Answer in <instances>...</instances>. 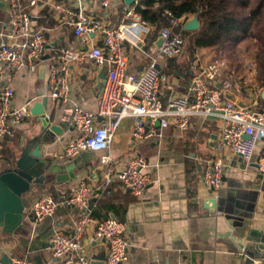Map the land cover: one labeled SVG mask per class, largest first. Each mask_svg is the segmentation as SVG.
Instances as JSON below:
<instances>
[{
    "label": "crops",
    "instance_id": "0c3cea01",
    "mask_svg": "<svg viewBox=\"0 0 264 264\" xmlns=\"http://www.w3.org/2000/svg\"><path fill=\"white\" fill-rule=\"evenodd\" d=\"M30 1L24 0L23 6L32 18L33 29L43 30L53 49L64 48L76 52L99 45L100 34L76 37L73 29L53 12V3H61L72 11L81 7L85 16L106 28L123 23L129 9L124 0H111L109 9L102 8L96 0H80L79 4L76 0H35L33 6L29 5ZM191 18L183 17L178 26L183 27ZM8 20L5 7L0 5V32ZM158 38V29H155L141 46L126 44L130 57L128 72H140L152 63L159 72L165 68L167 59L158 54ZM208 50H196L190 58L184 51L176 59V62L187 65L175 73L171 82L167 80L166 87L161 91L163 102L183 91L192 74L209 64H203L200 57ZM70 71L69 102L65 105L46 97V76L42 67L34 74L21 71L10 78L14 91L11 107H25L28 115L16 127L14 137L0 140V259L6 255L8 259L18 258L27 264H54L50 239L57 234L70 237L78 212L60 206L52 218L34 224L29 209L42 195L59 201L60 191L70 182L85 179L93 190V212L92 223L86 228L82 242L91 257L94 247L99 246L94 242L96 225L114 218L127 227L124 236L127 242L126 264H248V258L239 248L242 233L228 226L222 214H211L205 208V201L213 195L201 184L200 177L205 161L215 157L212 147L221 128L220 121L215 118H208L203 123L194 118L192 128L184 133L171 128L162 130L160 138L149 139L134 150L130 141L133 120L122 122L108 154L114 159L116 169H122L134 152L144 158L147 165L144 172L155 183L140 197L131 195L118 180L104 185L102 173L97 170L98 154L78 167L75 178L67 182L59 183L54 176H46L43 181L32 183L16 170L15 160L21 150L41 136L40 117L31 115L30 110L36 103L41 104L44 98L47 101L45 116L50 120V125L60 127L62 132L60 136L48 133L46 143L35 142L31 151L39 146L42 157L48 159L50 164L56 163L61 167L68 165L51 160L49 155L75 137L69 122L72 106L96 112L106 68L98 69L84 60L72 63ZM227 76L225 73L226 78L240 80L246 74L242 70L238 78ZM176 85L181 89H176ZM256 86L264 90L258 86L257 80ZM261 94L258 101L264 106ZM262 147L263 142H259L250 161L233 156L227 148L222 150L225 175L219 191L231 192L238 199L252 204V218L246 220V230L253 229L264 234V176L258 174L255 166ZM25 183L28 189L22 187ZM18 188L25 191H18Z\"/></svg>",
    "mask_w": 264,
    "mask_h": 264
},
{
    "label": "built area",
    "instance_id": "2783aa9c",
    "mask_svg": "<svg viewBox=\"0 0 264 264\" xmlns=\"http://www.w3.org/2000/svg\"><path fill=\"white\" fill-rule=\"evenodd\" d=\"M23 1L0 0L9 16L0 32V140L14 137L16 127L28 115L25 107H11L14 91L10 78L13 74L21 71L34 74L39 67L44 68L46 97L65 105L69 102L70 65L86 60L98 69L106 68L97 98V110L93 113L77 105L71 107L69 122L75 137L51 153V160L69 164L83 153L98 154L97 170L102 173L104 185L118 180L131 195L140 197L155 183L144 172L147 167L144 158L134 152L122 169H116L114 159L108 154L122 122L133 120L130 141L134 150L149 139L160 138L162 130L171 128L184 133L192 128L194 118L200 123L215 118L221 124L220 135L212 147L215 157L206 160L202 168L201 184L212 192L213 198H217L225 175L222 150L227 148L233 156L250 161L259 142H263V147L256 157L255 166L258 174L264 176V106L258 101L262 89L256 86L254 63L244 67L245 77L231 80L224 77L225 60H215L193 73L183 91L163 102L161 91L166 87L167 78L156 70L154 63L140 72H128L130 57L126 44L141 46L155 30L135 13L138 0L129 6L124 22L112 28L85 16L81 7L72 11L61 3H53V12L73 29L76 37L100 34L99 45L80 52L53 49L44 31L33 29L32 18L24 10ZM76 1L80 3V0ZM96 1L104 9H109L111 4V0ZM35 3L31 0L29 5ZM165 15L171 17L169 12ZM182 19H170L169 26L158 28V36L162 38L158 54L165 59L179 58L183 54L184 39L172 31ZM176 89L181 87L176 85ZM237 101L245 106L238 105ZM92 196L89 183L78 179L60 191L59 201L42 195L32 203L29 213L34 224L52 218L60 206L78 212L70 237L57 234L50 239L54 264H91V254L82 237L92 223ZM126 231V225L114 218L96 225L94 242L104 246V264H126ZM10 261L11 264H27L18 258ZM251 264H264V259H254Z\"/></svg>",
    "mask_w": 264,
    "mask_h": 264
},
{
    "label": "trees",
    "instance_id": "16d2710c",
    "mask_svg": "<svg viewBox=\"0 0 264 264\" xmlns=\"http://www.w3.org/2000/svg\"><path fill=\"white\" fill-rule=\"evenodd\" d=\"M134 8L140 19L155 29L169 26L170 19H187L195 15L200 25L198 30L185 31L182 26L172 28L174 34H180L184 39L183 52L189 58L196 50L214 49L219 55L213 61L230 59L240 42L252 38L255 41L256 80L258 86L264 88V0H138ZM176 59H167V65L160 72L168 83L181 67L187 65ZM238 75L239 72L231 78H238Z\"/></svg>",
    "mask_w": 264,
    "mask_h": 264
},
{
    "label": "water",
    "instance_id": "95a60500",
    "mask_svg": "<svg viewBox=\"0 0 264 264\" xmlns=\"http://www.w3.org/2000/svg\"><path fill=\"white\" fill-rule=\"evenodd\" d=\"M124 3L126 6H131L135 3V0H124ZM199 26L198 19L194 15L185 22L183 30L196 31L199 29ZM161 43L162 38L159 37L156 46L159 47ZM155 68L159 72L156 66ZM261 98L264 99V90L262 91ZM46 102L44 98L41 104L36 103L30 110L31 115L40 117L42 124L41 136L35 141L39 144L46 143L48 133L60 136L62 132L60 127L50 125V120L45 116L44 107L46 106ZM237 104L245 106L241 101H237ZM35 142L29 147L26 146L22 149L18 158L15 160L16 170L22 174L28 182L36 183L37 181H43L46 176H54L55 181L59 183L67 182L75 178V170L78 167L94 158L92 152H86L75 158L70 164L61 167L56 163L50 164L48 159L43 158L39 146L31 151ZM205 208L209 210L211 214H222L228 226L242 233V237L239 241V248L248 258V264H251L254 259H264V234L253 229L246 230L247 226L245 222L252 218V204H247L245 201L238 199L236 194L231 192L225 193L224 190H220L217 194V198L212 197L205 201ZM104 258V246H95L91 257V264H104ZM0 264H11V261L6 255H3L0 259Z\"/></svg>",
    "mask_w": 264,
    "mask_h": 264
},
{
    "label": "rangeland",
    "instance_id": "374dc122",
    "mask_svg": "<svg viewBox=\"0 0 264 264\" xmlns=\"http://www.w3.org/2000/svg\"><path fill=\"white\" fill-rule=\"evenodd\" d=\"M185 41L188 42L187 37H185ZM254 53H255V41L252 38L249 37V38L243 40L242 42H240L238 44V46L236 47V49H235V51H234V53L230 59L227 57L222 58L226 62L225 73L231 77L234 74H236L238 72L240 73L242 70H244V67L246 66V64L254 63L256 66V77H257V65H256L255 60L253 59ZM218 55L216 54L214 49H209L208 51H205V54H203V56L200 55V57H201V61L203 64H208L211 61H213ZM95 162L96 161H94V163ZM96 165H97V162H96ZM64 166H66V165H63V167ZM25 184L22 187L25 189H28L27 184L26 185ZM18 189H19L18 191H25V190L20 189V188H18Z\"/></svg>",
    "mask_w": 264,
    "mask_h": 264
}]
</instances>
